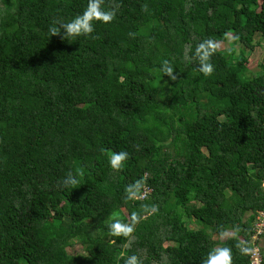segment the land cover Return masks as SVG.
I'll return each mask as SVG.
<instances>
[{"label":"trees","instance_id":"1","mask_svg":"<svg viewBox=\"0 0 264 264\" xmlns=\"http://www.w3.org/2000/svg\"><path fill=\"white\" fill-rule=\"evenodd\" d=\"M258 37L264 0H0V264H250Z\"/></svg>","mask_w":264,"mask_h":264},{"label":"built area","instance_id":"2","mask_svg":"<svg viewBox=\"0 0 264 264\" xmlns=\"http://www.w3.org/2000/svg\"><path fill=\"white\" fill-rule=\"evenodd\" d=\"M152 190L146 188L143 195L151 194ZM144 198V197H143ZM264 236V208L259 213L253 226L252 247L247 251L250 264H264V253L260 247V242Z\"/></svg>","mask_w":264,"mask_h":264},{"label":"rangeland","instance_id":"3","mask_svg":"<svg viewBox=\"0 0 264 264\" xmlns=\"http://www.w3.org/2000/svg\"><path fill=\"white\" fill-rule=\"evenodd\" d=\"M256 41L258 45L254 53L248 50L246 52L248 58V68L250 72H257L259 70L262 58L264 57V39L258 37ZM222 47H228V45L223 44ZM68 251L74 255H80L84 253L82 246L71 247Z\"/></svg>","mask_w":264,"mask_h":264},{"label":"crops","instance_id":"4","mask_svg":"<svg viewBox=\"0 0 264 264\" xmlns=\"http://www.w3.org/2000/svg\"><path fill=\"white\" fill-rule=\"evenodd\" d=\"M230 234V233H229ZM231 236H233V235H231ZM262 246H263V250H264V239H263V241H262ZM264 252V251H263Z\"/></svg>","mask_w":264,"mask_h":264}]
</instances>
